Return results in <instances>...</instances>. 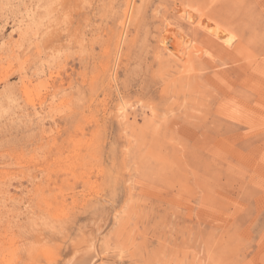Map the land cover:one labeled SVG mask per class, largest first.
Returning <instances> with one entry per match:
<instances>
[{"label":"rangeland","instance_id":"374dc122","mask_svg":"<svg viewBox=\"0 0 264 264\" xmlns=\"http://www.w3.org/2000/svg\"><path fill=\"white\" fill-rule=\"evenodd\" d=\"M181 5L233 41L203 53ZM90 244L92 264H264V0H0V264Z\"/></svg>","mask_w":264,"mask_h":264},{"label":"bare ground","instance_id":"6f19581e","mask_svg":"<svg viewBox=\"0 0 264 264\" xmlns=\"http://www.w3.org/2000/svg\"><path fill=\"white\" fill-rule=\"evenodd\" d=\"M176 10L182 12L183 14H188L187 15L188 18L191 19L192 22H196V25L198 27L203 28V30L206 33V35H209V36H211V37H213L215 39V40H213V39H210L209 38L210 44H212V46L210 45L212 47V49H211V47L209 48V46L205 45L204 43H203V46L204 47L202 46L203 48H205V50H203L202 52L205 53V54H207L208 56H211V58L212 57L213 58L216 57V55H215L216 51H215V48L214 47L217 46L216 44L218 42L226 41L228 43H231L232 36L229 33H226V31L223 30L219 25H217V23L215 24L214 22H211V21L207 20L206 17H204L203 14H206V13H204L203 11L205 9L203 10V8H188L187 6L185 7V6L181 5L180 7L176 8ZM127 13L129 14V12H127ZM127 17H128V15H127ZM125 28H126V26H125ZM169 32L172 33L171 30ZM169 32L168 33H164L162 35V41L161 42H162V44L164 46V49L167 51L168 54H170V56L174 55L175 57H177L179 59H181V56L182 55H185V56L188 55L187 56V59L185 60V62H187V64H188L190 62V58H191V55H192V52L191 51H188L187 53H185V50H186V46L185 45L188 42L186 41V43H185L183 41L184 38L183 39L180 38L179 31L176 30L172 34H169ZM183 35H185V34H183ZM181 37H184V36H181ZM188 45H189V43H188ZM200 49L201 48H198V50H200ZM200 54H201V52H200ZM226 57H227V55H226ZM193 64H195V63H193ZM190 65H191V63H190ZM93 242H94V240H93ZM93 242H91V243H93ZM92 248L94 249V247H92L91 244L89 246H87V247H83V248H80L79 247V248H76L75 251H74L73 256L70 255L71 256L70 259L67 260L65 262V264H92L93 263V259H94V255L91 252Z\"/></svg>","mask_w":264,"mask_h":264}]
</instances>
